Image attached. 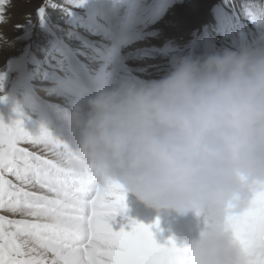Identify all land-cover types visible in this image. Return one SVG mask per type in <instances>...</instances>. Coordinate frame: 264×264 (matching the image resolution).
<instances>
[{
	"label": "clouds",
	"instance_id": "1",
	"mask_svg": "<svg viewBox=\"0 0 264 264\" xmlns=\"http://www.w3.org/2000/svg\"><path fill=\"white\" fill-rule=\"evenodd\" d=\"M0 17V25L6 24ZM254 42L177 57L158 79L123 76L75 101L73 172L201 223L189 264H245L225 210L264 189V28Z\"/></svg>",
	"mask_w": 264,
	"mask_h": 264
},
{
	"label": "rangeland",
	"instance_id": "2",
	"mask_svg": "<svg viewBox=\"0 0 264 264\" xmlns=\"http://www.w3.org/2000/svg\"><path fill=\"white\" fill-rule=\"evenodd\" d=\"M232 2L241 22L231 16L224 0H10L3 6L8 22L0 25V120L19 119L34 137L41 128L48 129V119L51 126L61 122L64 137L56 139L72 144L73 131L63 113L75 99L65 91L71 89L67 85L86 99L94 93L82 92L86 85L110 87L123 76L158 79L179 56H202L254 42L260 32L241 11L245 0ZM40 8L42 19L37 15ZM108 60L113 64L95 75ZM72 71L80 75L79 81ZM22 146L48 155L39 147ZM131 203L142 204L137 199L127 203V212ZM142 205L143 210L132 208V218H127H137L135 210L144 209L160 217L161 210ZM186 214L192 218L193 213ZM192 222L176 216L168 227L174 232L178 226L201 228Z\"/></svg>",
	"mask_w": 264,
	"mask_h": 264
},
{
	"label": "snow or ice",
	"instance_id": "3",
	"mask_svg": "<svg viewBox=\"0 0 264 264\" xmlns=\"http://www.w3.org/2000/svg\"><path fill=\"white\" fill-rule=\"evenodd\" d=\"M8 2L0 0V17ZM224 4L241 22L232 0ZM241 11L255 28H264V3L245 0ZM37 15L42 19L44 9ZM73 159L46 129L34 137L19 119L0 120V264H189L186 248L172 238L163 245L155 241L151 229L158 221L145 225L128 218V230L123 223L113 230L116 216L126 212V192L114 180L98 185L91 175L77 176ZM222 226L245 264H264V189L242 208H226Z\"/></svg>",
	"mask_w": 264,
	"mask_h": 264
},
{
	"label": "bare ground",
	"instance_id": "4",
	"mask_svg": "<svg viewBox=\"0 0 264 264\" xmlns=\"http://www.w3.org/2000/svg\"><path fill=\"white\" fill-rule=\"evenodd\" d=\"M171 16V15H170ZM170 22V21H169ZM174 22V21H173ZM159 26V25H158ZM175 29V28H174ZM247 29V28H246ZM172 31V30H171ZM232 34V33H231ZM233 35V34H232ZM230 39V38H229ZM142 44V43H141ZM223 45V44H222ZM136 63H134V65H135ZM152 73H154V72H152ZM154 78V77H153ZM65 91L69 94V95H71V97H74V99H75V101H77L78 99L80 100V101H83V100H85V97L83 96V93L81 94V93H78V92H76V91H74V90H71V89H65ZM71 130L73 131V136H72V138L71 139H73V143L71 144V142H70V140H68V143L67 144H71L72 145V147L74 148V149H76V147H77V136H76V133H75V131L71 128ZM66 144V145H67ZM126 194H128L127 192L125 193V205L127 204V203H129V202H131V201H136V199L134 198V197H132V196H127ZM131 195V194H130ZM145 212H147V210L146 209H144V211L142 212V211H140V210H135V213H134V215L139 219V220H141L144 216H146L144 213ZM128 213V212H127ZM164 214H168V215H166V217H165V219L164 220H160V223L158 222V228L157 227H153L151 230L153 231V237H154V239L156 240L157 238H159V237H162V238H164L163 240L164 241H167L169 238H172L174 241H175V237H176V235H175V233L174 232H172L171 230H170V228L168 227V226H171L172 225V219H174V216H175V214H176V216H178V213H176V212H174V211H172V210H167ZM181 215V214H180ZM149 216V215H148ZM161 216V215H160ZM128 217V215H123V218L121 217V215L120 214H118L117 216H116V218H115V222L113 223V225H112V227H113V230H119V228H120V226H121V223H123L124 224V227H125V230H128V223H127V218ZM147 217V216H146ZM158 217V215H154V217L153 218H151V216H149V217H147V219L145 220V222H143V224H145V225H154L157 221V218ZM165 224H167V226L165 225ZM166 227H168L169 228V230L168 229H166Z\"/></svg>",
	"mask_w": 264,
	"mask_h": 264
},
{
	"label": "trees",
	"instance_id": "5",
	"mask_svg": "<svg viewBox=\"0 0 264 264\" xmlns=\"http://www.w3.org/2000/svg\"><path fill=\"white\" fill-rule=\"evenodd\" d=\"M264 0H257L258 3H263Z\"/></svg>",
	"mask_w": 264,
	"mask_h": 264
}]
</instances>
